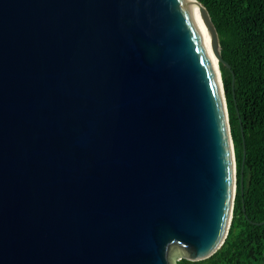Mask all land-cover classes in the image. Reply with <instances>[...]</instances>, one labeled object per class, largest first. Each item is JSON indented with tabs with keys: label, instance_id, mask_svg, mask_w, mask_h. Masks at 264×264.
Listing matches in <instances>:
<instances>
[{
	"label": "water",
	"instance_id": "95a60500",
	"mask_svg": "<svg viewBox=\"0 0 264 264\" xmlns=\"http://www.w3.org/2000/svg\"><path fill=\"white\" fill-rule=\"evenodd\" d=\"M221 51L198 0H0V264L214 255L237 191Z\"/></svg>",
	"mask_w": 264,
	"mask_h": 264
},
{
	"label": "trees",
	"instance_id": "16d2710c",
	"mask_svg": "<svg viewBox=\"0 0 264 264\" xmlns=\"http://www.w3.org/2000/svg\"><path fill=\"white\" fill-rule=\"evenodd\" d=\"M198 1L212 17L228 64L220 63V71L237 162V191L223 246L206 260L176 264H264V0Z\"/></svg>",
	"mask_w": 264,
	"mask_h": 264
},
{
	"label": "bare ground",
	"instance_id": "6f19581e",
	"mask_svg": "<svg viewBox=\"0 0 264 264\" xmlns=\"http://www.w3.org/2000/svg\"><path fill=\"white\" fill-rule=\"evenodd\" d=\"M194 14H195V17H196L198 23L200 24V27L202 28V33H203L204 40H205V43H206V47L208 49L210 57L214 61H217V59L215 57L214 50H213V46H212L213 45L212 38L210 37L209 31H208L207 27L204 24V20L202 18H200L199 11H198L197 8H194Z\"/></svg>",
	"mask_w": 264,
	"mask_h": 264
}]
</instances>
